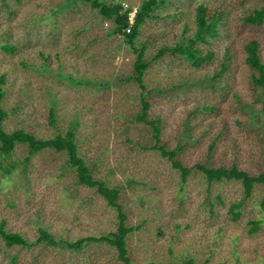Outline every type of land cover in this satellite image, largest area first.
Listing matches in <instances>:
<instances>
[{"label": "rangeland", "instance_id": "1", "mask_svg": "<svg viewBox=\"0 0 264 264\" xmlns=\"http://www.w3.org/2000/svg\"><path fill=\"white\" fill-rule=\"evenodd\" d=\"M123 2L130 22L143 0ZM223 11L219 32L195 40L211 55L200 65L166 51L143 74L149 119H160L161 142L183 145L187 166L232 164L264 171V89L251 81L243 45L255 38L264 58V20L244 16L264 0H167L145 20L134 39L145 59L161 47L184 44L195 29V8ZM86 0H0V75H4L3 128L38 138L75 133L78 153L96 178L119 188L127 222L130 264L191 258L196 264H264L263 187L245 197L237 180L208 182L199 172L181 181L170 161L153 149L152 130L137 121L139 88L135 51ZM15 44L6 51L2 44ZM221 71V73H219ZM218 76L213 79V75ZM221 74V75H220ZM53 116L51 117V113ZM212 146V147H211ZM240 202V215L229 206ZM117 209L95 187L77 182L66 154L50 148L30 154L16 143L0 152V223L36 240L44 228L57 240L76 241L115 230ZM257 228L251 230V222ZM0 264H121L115 247L83 241L78 249L39 242L8 246L0 236Z\"/></svg>", "mask_w": 264, "mask_h": 264}, {"label": "trees", "instance_id": "2", "mask_svg": "<svg viewBox=\"0 0 264 264\" xmlns=\"http://www.w3.org/2000/svg\"><path fill=\"white\" fill-rule=\"evenodd\" d=\"M98 9L103 19L113 20L115 24V31L127 41L132 50L135 51V58L133 61V77L139 88V103L140 109L135 115L137 121L144 122L149 125L152 130L153 144L151 147L156 149L160 156L167 158L172 167L179 172L181 181H186L189 175L196 171L199 172L208 182L214 181H229L237 180L241 183L245 197L252 194L254 186L259 184L263 187V194L261 199V207L264 210V171L258 174H251L250 172L239 168L237 165L231 166L218 165L210 166L206 163H195L193 166L185 165L178 154L183 145H177L174 148H168L166 143L161 142V127L160 119H149L148 109L150 108V96L156 92L155 88H147L143 81V74L150 62L158 58L166 51L177 52L185 54L193 59L196 65H200L211 54L208 52L202 54L200 47L196 45L195 40L208 42V38L216 35L219 32V23L221 21L223 11L216 10V13L208 14L206 3H198L195 8L196 26L191 35L183 40L184 44L174 47H161L152 56V58L145 59L144 53L146 50L145 43H139L135 46L134 39L136 38L140 27L145 23V20L155 14V9L165 3L167 0H143L136 8L132 22H130V7H124L121 1L106 3L101 0H86ZM264 20V4L255 8L252 13L244 16V22L252 25H260ZM260 43L257 39L252 38L244 43L243 50L245 52V63L252 70L251 81L255 87L264 89V58L261 57L259 49ZM2 48L6 51H13L16 49L15 44H2ZM221 73V71L219 72ZM221 75V74H220ZM218 75H213L215 79ZM4 82V75H0V152L9 154L14 149L16 143L27 145L30 154H34L42 149L50 148L57 152H64L66 154L67 163L75 170L77 175V182L85 184L88 187H95L97 192L102 195L109 204L117 209V225L114 231L102 236H88L78 239L76 241L57 240L51 233L44 228L39 229V235L36 240L29 241L23 235L16 232H9L4 229V223H0V236L3 238L6 245L14 244L30 247L31 245L43 242L51 246H62L70 249H78L83 241H103L113 247L117 252V257L121 264H130V259L127 254V235L135 228L127 222V211L123 204L118 201L119 188L117 186L110 187L106 185L104 180L96 178L90 164L86 163L83 157L78 153L75 133L72 130H67L64 134L56 133L50 138H38L34 134L25 131L24 129H15L7 132L3 128V120L7 116V112L3 107L4 91L1 85ZM264 105V104H263ZM264 108V106H263ZM53 116V112L50 115ZM212 147V146H211ZM240 202H233L229 206L231 217L237 219L240 215ZM251 230L257 228V221L251 222ZM146 264H174L171 262H148ZM178 264H196L191 258L184 259ZM224 264V263H220Z\"/></svg>", "mask_w": 264, "mask_h": 264}, {"label": "built area", "instance_id": "3", "mask_svg": "<svg viewBox=\"0 0 264 264\" xmlns=\"http://www.w3.org/2000/svg\"><path fill=\"white\" fill-rule=\"evenodd\" d=\"M122 4H123V2H122Z\"/></svg>", "mask_w": 264, "mask_h": 264}]
</instances>
